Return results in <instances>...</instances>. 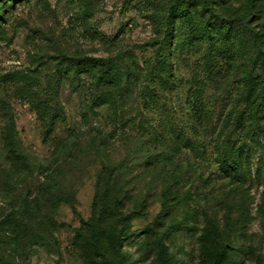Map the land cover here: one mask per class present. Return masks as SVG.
I'll list each match as a JSON object with an SVG mask.
<instances>
[{
  "label": "rangeland",
  "instance_id": "rangeland-1",
  "mask_svg": "<svg viewBox=\"0 0 264 264\" xmlns=\"http://www.w3.org/2000/svg\"><path fill=\"white\" fill-rule=\"evenodd\" d=\"M96 224L264 264V0H0V264H103Z\"/></svg>",
  "mask_w": 264,
  "mask_h": 264
},
{
  "label": "trees",
  "instance_id": "trees-1",
  "mask_svg": "<svg viewBox=\"0 0 264 264\" xmlns=\"http://www.w3.org/2000/svg\"><path fill=\"white\" fill-rule=\"evenodd\" d=\"M177 3L180 1V0H175ZM166 201V199H165ZM110 209V206L108 205V203H104L101 205V209H100V216H101V219L104 218L105 214L108 212V210ZM137 214V211L133 212L132 214H130L129 216H127V219L125 218L124 216V222L125 223H129L130 221H132L135 216ZM98 229V226L97 224L94 225L92 227V229L90 230V233H93V235H95V239H99V242L97 243V245H95L93 248H94V251L96 254H98V256L101 258V262L103 264H112L109 259V253L106 251L107 249H105V247H103L104 245H101V247L99 248V244H100V238H101V235H103L100 231L97 230ZM98 232V234L96 233ZM128 231H126L127 233ZM126 237L125 235L121 237L118 236V239H117V243H116V246H117V249H118V254L117 256L119 255V257H123V252H122V238ZM102 248L104 251H102ZM228 256V251H227V246L226 245H222L220 247V249L215 253V256H214V261H213V264H224V261L226 260ZM163 264H166V263H163Z\"/></svg>",
  "mask_w": 264,
  "mask_h": 264
}]
</instances>
